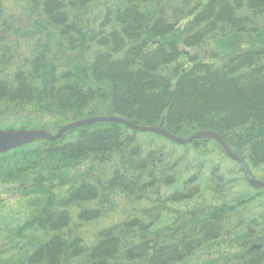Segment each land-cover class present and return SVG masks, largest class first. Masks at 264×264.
<instances>
[{
  "label": "trees",
  "instance_id": "trees-1",
  "mask_svg": "<svg viewBox=\"0 0 264 264\" xmlns=\"http://www.w3.org/2000/svg\"><path fill=\"white\" fill-rule=\"evenodd\" d=\"M174 1L0 0V127L208 129L245 165L119 122L1 153L0 264H264V0Z\"/></svg>",
  "mask_w": 264,
  "mask_h": 264
},
{
  "label": "water",
  "instance_id": "water-1",
  "mask_svg": "<svg viewBox=\"0 0 264 264\" xmlns=\"http://www.w3.org/2000/svg\"><path fill=\"white\" fill-rule=\"evenodd\" d=\"M96 122H119L127 125L131 129L141 132H153L157 133L172 142H175L180 145H184L192 142L196 139H213L217 141L223 148L225 154L244 165V161L231 149L228 143L214 130H199L191 135L184 137L177 134H174L162 125H141L133 123L128 119L119 116L111 115H97L85 117L77 120L67 122L60 126L57 131H51L43 128H28L22 127L17 129H8L0 127V154L10 151L12 149L18 148L20 146L29 144L38 139H48L55 140L60 138L68 130L78 128L80 126L96 123ZM249 184L257 189H264V180L254 177L251 173H247Z\"/></svg>",
  "mask_w": 264,
  "mask_h": 264
},
{
  "label": "rangeland",
  "instance_id": "rangeland-1",
  "mask_svg": "<svg viewBox=\"0 0 264 264\" xmlns=\"http://www.w3.org/2000/svg\"><path fill=\"white\" fill-rule=\"evenodd\" d=\"M177 2V4L179 3L178 0L174 1ZM202 53L204 52L205 55H210L208 52L211 49H201ZM193 51V50H190ZM208 51V52H207ZM41 117H43V121H47V123H49L52 119L51 116L49 115H44L42 116V114L40 115ZM54 120V118H53ZM50 125V124H49ZM32 128V127H29ZM58 127L55 128V126L53 127V129L51 128V131H57ZM258 178V177H257ZM261 179V178H258ZM21 193L20 190L17 188V186L15 184H8V183H4V184H0V204L1 205H5V206H13L15 204H17L18 199L21 197Z\"/></svg>",
  "mask_w": 264,
  "mask_h": 264
},
{
  "label": "bare ground",
  "instance_id": "bare-ground-1",
  "mask_svg": "<svg viewBox=\"0 0 264 264\" xmlns=\"http://www.w3.org/2000/svg\"><path fill=\"white\" fill-rule=\"evenodd\" d=\"M245 163V162H244ZM241 164V163H240ZM242 165V164H241ZM245 165V164H244ZM244 165H242V166H244Z\"/></svg>",
  "mask_w": 264,
  "mask_h": 264
}]
</instances>
